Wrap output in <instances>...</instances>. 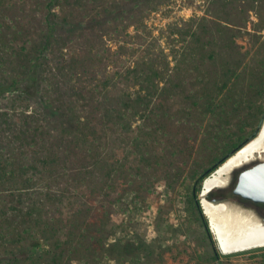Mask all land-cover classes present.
<instances>
[{
    "label": "rangeland",
    "instance_id": "obj_1",
    "mask_svg": "<svg viewBox=\"0 0 264 264\" xmlns=\"http://www.w3.org/2000/svg\"><path fill=\"white\" fill-rule=\"evenodd\" d=\"M82 2L64 3L65 12L71 20H84L89 27L84 33L65 29L57 34L48 49V63L42 68L47 73L43 76L41 98L0 97V150L20 146L19 138L26 140L28 124L38 121L47 134L53 123L48 122L52 117L44 114L42 101L49 97L55 106L61 99L69 101V95L75 94L68 95L70 85L77 90L81 86L85 99L89 98L86 104L94 101L99 114L116 109L118 105L110 91L117 73L125 74L139 63L140 50H146L143 56L147 57L160 49L167 54L166 47L175 45V59L167 57L172 60L167 69L160 62L163 79L156 77L159 94L175 86L167 90L168 98L162 104L157 103L159 95L152 98L146 107L152 110L147 109L143 116L129 114L130 134L113 136L108 145L101 146L94 192L98 206L108 216L106 231L112 235L105 247L107 255L114 259L100 264H264V248L221 254L211 233L210 240L205 236L203 223L207 224V220L202 211V217L198 215L193 196L199 177L224 161L235 146L250 140L264 113V0H174L170 9L145 18L144 25L135 27L137 32L128 26L125 17L105 25L92 22L98 2ZM58 10L60 6L55 8ZM43 13L42 0H0L1 62L11 45L16 50L26 44L39 45L45 29ZM191 16L196 18V34L183 38L186 33L181 32L187 30ZM179 34L183 36L177 42L168 39ZM6 40L11 43L5 47ZM198 44L206 46L203 52L194 49L193 56L201 58L199 64L185 56L186 46ZM33 48H27L24 54ZM73 50L78 56H74L70 72L62 65ZM2 64L0 73L14 67ZM55 82L62 87L56 96ZM140 85L136 83V87ZM205 86L214 91V100L208 107L185 94ZM174 94L175 98L169 99ZM73 98L84 102L79 96ZM22 150L30 153L32 147L25 144ZM106 155L113 157L115 167L126 164L132 172L128 185L123 184L124 178L109 176ZM238 172L228 189L209 198L240 199L231 194ZM56 186L51 185L54 194L56 189L65 188L63 182ZM52 197L56 196L49 195V199ZM196 199L199 201L198 194ZM17 202L22 205L29 201L17 197ZM257 206L264 212V204ZM213 248L220 254L216 259L212 258Z\"/></svg>",
    "mask_w": 264,
    "mask_h": 264
},
{
    "label": "trees",
    "instance_id": "obj_2",
    "mask_svg": "<svg viewBox=\"0 0 264 264\" xmlns=\"http://www.w3.org/2000/svg\"><path fill=\"white\" fill-rule=\"evenodd\" d=\"M71 1L98 2L97 11L91 17L92 22L105 25L125 17L128 19V26L137 32L135 27L144 25L145 18L161 9H170L169 5L174 0H42L45 7V13L42 15L45 29L40 34L39 45L32 44L34 48L30 49L31 52L27 55L24 54L25 50H29L32 45L19 46L17 50L11 45L5 50L4 62H1V59L0 63H3L5 68L7 64L14 67L0 73V97L19 95L41 98L43 76L47 73L42 68L48 63V49L57 34L65 29L70 33L79 29L81 33L89 27L84 20L74 21L66 14L64 3ZM57 6L61 8L58 12L55 11ZM195 21V16L187 20V30L181 32L186 33L183 38L196 34ZM182 36L183 34H179L168 39L177 42L178 37ZM6 42L3 45L11 43L10 40ZM40 43L42 47H39ZM166 48L167 54L160 49L158 53L147 57L143 56L147 51L140 50L139 63L136 62L137 64L125 74L117 73L116 82L112 84L110 91L118 105L116 109L109 108L105 114H99L94 101H91L90 105L86 104L89 98L85 99L83 88L80 86L77 90V87L70 85L67 88L68 95L73 92L75 94L69 95L70 100L67 102L61 99L59 107L55 106L49 97L42 101L44 114L52 117L48 122L53 123L47 134L43 132V125L38 121L34 125L28 124L25 130L29 135L27 134L26 140H23L24 137L19 138L20 146L9 148L8 151L3 148L0 150V264H78L82 261L100 264L114 259L106 253V240L112 234L106 231L107 213L98 206L95 198L97 182H93L94 172L99 166L101 146L108 145L113 136L116 138L120 134L127 137L130 134L129 114L143 116L152 98L159 95L156 98L157 103L162 104L163 100L168 98L170 91L167 90L174 89L175 86L170 85V88L159 94L160 88L156 82V77L163 79L161 75H164L158 64L164 62L167 69L172 61L167 57L175 59L178 52L175 45ZM194 49L203 52L206 46L198 44L185 47V56L199 64L201 58L196 54L193 56ZM74 56L76 58L78 55L74 50L70 51L68 59L63 61L65 66L62 67L70 72L73 70L69 66ZM176 66L177 64H173V67ZM205 75L202 76L204 79ZM52 79L55 81V76ZM137 82L141 83L139 87H136ZM54 84L55 96L60 95L62 87H57V84L61 83ZM185 94L193 100L203 102L207 107L214 100V91L206 86ZM75 95L84 102L79 103L73 98ZM174 98L175 94L169 99ZM110 111L114 114H108ZM57 127L60 128L59 132ZM25 144L32 147L30 153L22 150ZM239 147L240 145H237L231 149L227 157ZM105 158L106 168L111 170L109 176H114L115 179L124 178L126 182L123 184L128 185L132 181V172L128 171L126 164L115 167L113 157L106 155ZM73 162L78 166H74ZM221 163L215 164L199 177L194 188V202L200 217L202 214L196 196L201 181ZM62 182L65 188L56 189L57 193L54 194L51 185L56 184L58 187ZM219 191L213 190L209 195H216ZM49 195L56 197L51 200ZM17 197H23L29 202L18 204ZM14 202L15 206L12 205ZM203 229L206 238L210 240L205 221ZM219 255L213 248L212 258L216 259Z\"/></svg>",
    "mask_w": 264,
    "mask_h": 264
},
{
    "label": "bare ground",
    "instance_id": "obj_3",
    "mask_svg": "<svg viewBox=\"0 0 264 264\" xmlns=\"http://www.w3.org/2000/svg\"><path fill=\"white\" fill-rule=\"evenodd\" d=\"M252 160H264V119L255 136L204 177L200 184L199 206L221 254L264 248L262 217L232 203H214L206 198L212 188L226 184L231 169Z\"/></svg>",
    "mask_w": 264,
    "mask_h": 264
},
{
    "label": "water",
    "instance_id": "obj_4",
    "mask_svg": "<svg viewBox=\"0 0 264 264\" xmlns=\"http://www.w3.org/2000/svg\"><path fill=\"white\" fill-rule=\"evenodd\" d=\"M264 119V113L262 115V118L260 119L258 126L254 132L255 134L258 132L262 121ZM243 145V144H242ZM237 150V149H236ZM227 158V157H226ZM238 172V175L236 177V182L234 187L231 190V194L235 197H239L242 200L250 201L254 204H264V160H252L249 162H246L244 164H241L233 169H231L227 175L226 184L224 186H219L212 188L209 192L213 190H225L228 189L233 182L234 179V173ZM209 194L207 195V199L210 202H229L234 205L240 206L241 205L235 201L228 199L226 197H213L209 198ZM200 195V189L198 192V197ZM199 203V201H198ZM263 222H264V218Z\"/></svg>",
    "mask_w": 264,
    "mask_h": 264
},
{
    "label": "flooded vegetation",
    "instance_id": "obj_5",
    "mask_svg": "<svg viewBox=\"0 0 264 264\" xmlns=\"http://www.w3.org/2000/svg\"><path fill=\"white\" fill-rule=\"evenodd\" d=\"M223 197H226L228 199H232V200L237 201L241 205L242 208L247 209V210H250V211L254 212L257 216L264 218V212H262L259 209V207L257 206V204H254V203H252L250 201H247V200L234 199V198L229 197V196H223Z\"/></svg>",
    "mask_w": 264,
    "mask_h": 264
}]
</instances>
